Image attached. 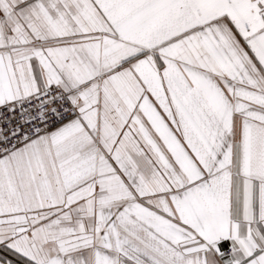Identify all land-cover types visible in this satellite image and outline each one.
Returning a JSON list of instances; mask_svg holds the SVG:
<instances>
[{
	"label": "snow or ice",
	"instance_id": "obj_1",
	"mask_svg": "<svg viewBox=\"0 0 264 264\" xmlns=\"http://www.w3.org/2000/svg\"><path fill=\"white\" fill-rule=\"evenodd\" d=\"M0 264H264V0H0Z\"/></svg>",
	"mask_w": 264,
	"mask_h": 264
}]
</instances>
